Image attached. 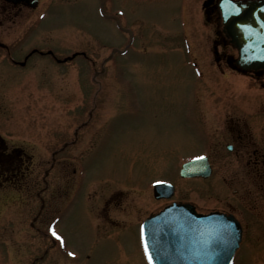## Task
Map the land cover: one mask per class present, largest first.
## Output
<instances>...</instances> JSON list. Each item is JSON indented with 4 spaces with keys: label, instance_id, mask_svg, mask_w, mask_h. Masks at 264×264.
Returning <instances> with one entry per match:
<instances>
[{
    "label": "rangeland",
    "instance_id": "rangeland-1",
    "mask_svg": "<svg viewBox=\"0 0 264 264\" xmlns=\"http://www.w3.org/2000/svg\"><path fill=\"white\" fill-rule=\"evenodd\" d=\"M205 1L107 0L103 16L100 0H41L36 9H22L16 22L0 23V145L33 154L27 164L40 170L41 179L52 152L74 141L83 122L95 120L79 129V144L56 158L70 157L75 167L84 159L93 180L116 169L117 182H133V187L122 186L133 190L134 204L128 248L99 239L87 205L79 202L54 225L64 247L46 254L50 241L30 225L35 200L19 189L0 192V264H148L139 223L162 202L153 196L152 181L180 179L177 170L189 156L182 148L190 120H203L200 105L206 120H224L226 110L233 108L216 100L212 91L229 80L232 88L244 92V120H264V86L251 74L242 76L216 62L214 39L223 32L219 13L207 18ZM117 12L120 27L109 18ZM34 48L51 50L60 59L85 51L87 58L59 63L37 53L25 66H15L13 60H23ZM217 50L237 56L232 45ZM193 56L199 68L209 71L198 89L201 104L193 95L201 76ZM103 65L106 72L97 84L94 70ZM104 120H120L123 126L107 139L101 153H92L89 142ZM180 185L189 186L184 180ZM260 233L245 237L233 264H264V249L253 248L264 241Z\"/></svg>",
    "mask_w": 264,
    "mask_h": 264
},
{
    "label": "flooded vegetation",
    "instance_id": "flooded-vegetation-1",
    "mask_svg": "<svg viewBox=\"0 0 264 264\" xmlns=\"http://www.w3.org/2000/svg\"><path fill=\"white\" fill-rule=\"evenodd\" d=\"M24 8H27L26 5H15L0 0V23L16 22L19 12ZM207 10L211 13L208 17L212 18L211 15L215 13L214 5H209ZM216 41L219 42V46H229L223 37L217 38ZM35 54L36 52L30 51L25 58L30 59ZM217 58L216 62L220 67L229 65L242 76L251 74L259 86H264V71L253 73L241 71L236 66L234 56L226 51L218 54ZM21 64V60L16 61L17 66ZM104 72L106 69L103 67L101 70H94L93 81L100 84L97 78ZM201 74L199 83L193 91L199 103L201 98L198 89L200 83L209 77V71L205 68L201 69ZM212 94L216 100L226 107L231 106L233 110H226L224 120H190L187 133L189 138L182 151L189 155L197 153L207 155L213 172L206 178L190 177L180 178V183H177L179 180L175 181L173 197L169 200H161L156 210L168 202L176 201L189 202L201 213L218 210L233 215L242 225L244 241L248 234L261 236L262 231L264 235V120H244V92L232 88L229 80L228 85L213 90ZM94 121L83 122L74 132V141L65 142L63 147L52 152L50 167L45 170L41 179H39L40 170L34 165L27 164L33 159V154L29 155L26 151L19 150L20 148L10 150L6 144L0 145V192L14 190L19 193L17 191L19 189L21 193L28 195L29 199L35 200V203L31 201V207L35 209L30 225L37 232H41L45 240L50 241L44 250L46 254L53 249L60 251V248L64 247V239L61 243L57 239L58 232L55 230L57 236H54L48 230L58 225L64 213L70 212L79 202L87 205L89 214L93 217L92 228L99 239L109 241L118 248H128L132 239L130 230L134 216L133 199L131 200L133 190L131 192L126 188L125 190L122 185L130 184V187H133V182H117L114 179L116 169L103 179L93 180L89 177L84 156L83 162L77 167L75 162L70 161V157L56 158L64 154L68 148L79 144L82 141L80 130L87 128V122L92 124ZM122 126L120 120H104L99 123L89 142L88 151L101 153L107 139ZM52 174L57 175H53L52 179ZM60 180L63 181L59 183ZM181 180L186 182V186L189 185L188 188L183 189L180 185ZM207 199L222 203L206 204ZM151 212L153 211L147 212L146 217ZM44 224L46 226L43 229ZM261 243L257 242L252 247L259 245V249H264V241ZM258 250L257 252H261Z\"/></svg>",
    "mask_w": 264,
    "mask_h": 264
},
{
    "label": "water",
    "instance_id": "water-1",
    "mask_svg": "<svg viewBox=\"0 0 264 264\" xmlns=\"http://www.w3.org/2000/svg\"><path fill=\"white\" fill-rule=\"evenodd\" d=\"M37 4L38 0L30 3ZM219 4L223 30L239 51L237 64L246 71L264 69V0H220ZM204 167L202 159L193 160L184 164L181 173L208 175L210 170ZM161 186H157V198L166 195ZM143 230L151 264H231L241 241V227L235 219L220 213L199 214L189 204L166 206L145 221Z\"/></svg>",
    "mask_w": 264,
    "mask_h": 264
},
{
    "label": "snow or ice",
    "instance_id": "snow-or-ice-1",
    "mask_svg": "<svg viewBox=\"0 0 264 264\" xmlns=\"http://www.w3.org/2000/svg\"><path fill=\"white\" fill-rule=\"evenodd\" d=\"M201 159H203V158L201 157ZM52 233H53L54 236H57V233L55 232V229L52 230ZM57 239H62V238L57 236ZM147 248H148V245H147V242H145V250L146 251H147ZM148 259H149L150 262L152 261V255H151L150 252L148 253Z\"/></svg>",
    "mask_w": 264,
    "mask_h": 264
}]
</instances>
